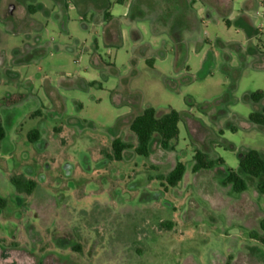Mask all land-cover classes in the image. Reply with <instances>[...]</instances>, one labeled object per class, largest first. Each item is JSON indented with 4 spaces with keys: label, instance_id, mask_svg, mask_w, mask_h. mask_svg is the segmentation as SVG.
<instances>
[{
    "label": "rangeland",
    "instance_id": "rangeland-1",
    "mask_svg": "<svg viewBox=\"0 0 264 264\" xmlns=\"http://www.w3.org/2000/svg\"><path fill=\"white\" fill-rule=\"evenodd\" d=\"M204 11L202 0H0V264H264L251 238L264 236L263 178L242 174L240 193L222 183L264 150L248 119L264 106V34L252 52L221 46L245 33L213 30ZM148 107L178 112L172 149L154 135L147 157H106L115 138L136 145L129 125ZM197 151L222 164L193 173ZM177 162L183 178L168 187L160 177ZM11 175L34 191L17 193Z\"/></svg>",
    "mask_w": 264,
    "mask_h": 264
},
{
    "label": "trees",
    "instance_id": "trees-1",
    "mask_svg": "<svg viewBox=\"0 0 264 264\" xmlns=\"http://www.w3.org/2000/svg\"><path fill=\"white\" fill-rule=\"evenodd\" d=\"M263 97V92L257 90L250 95L252 102H258ZM23 99L22 94H14L6 100L7 105L15 104ZM250 122L256 125H264V106L260 112H253L248 115ZM179 114L175 110H170L168 113L162 116H156V110L153 107L145 108L139 115L133 118L129 125L130 131L133 133L136 139V145H132L123 142L120 138H115L111 142V153L106 154L109 159L120 161L122 154L125 150L133 149L134 152L143 157L149 155L148 145L154 135L159 137V146L162 150L172 149L171 143L177 141L179 135ZM39 136L38 131L30 133L29 139L34 141ZM5 133L2 127L0 118V142L4 139ZM193 166L191 168L193 173H197L202 170H210L215 165L222 164L220 159L216 161L209 160L205 154L197 151L193 156ZM239 172L228 171L227 175L223 179V185H230L235 193H240L246 190V182L242 177L246 175L251 178H264V160L261 158L258 151L252 149L242 154L238 162ZM185 172V167L181 162H177L174 168L166 175L161 176L160 179L166 183L168 187H175L181 182ZM9 182L19 194L30 195L36 184L33 180L25 178L23 175H11ZM257 190L264 195V179H262L258 185ZM6 200L0 198V208H4ZM169 226V225H168ZM264 229V221L261 224ZM257 242L264 245V236L257 237L252 236ZM78 246L72 247V251L79 253ZM230 257H228V261ZM227 262L226 264H228Z\"/></svg>",
    "mask_w": 264,
    "mask_h": 264
},
{
    "label": "crops",
    "instance_id": "crops-1",
    "mask_svg": "<svg viewBox=\"0 0 264 264\" xmlns=\"http://www.w3.org/2000/svg\"><path fill=\"white\" fill-rule=\"evenodd\" d=\"M118 1L123 2L124 0H117V2ZM202 1L205 9L206 22L211 25L213 30L229 34L230 29L234 28L237 36L241 32L245 33V39L240 40L241 42H238L235 38L223 40L219 37H215L216 42L221 44V46L234 45L241 51H243L242 47L244 46V51L247 53L252 52L253 48L255 49L260 44V35L264 34V0H241L240 2H235V0ZM110 6L111 3L107 1V3L102 4L101 9L102 17H105L108 21L107 25L110 23L114 24V26L111 25L108 30L107 44L116 43L115 41L117 40L115 37L119 35V26L116 25L115 27V18L111 13L104 11L106 7L110 8ZM185 11H187L186 4ZM189 14H191V12H189ZM124 21L126 24L131 23V21L127 19H124ZM206 37L207 40H209L207 33ZM258 127H261V133L264 134V125L254 124L253 129L257 131ZM259 154L264 160V150L263 153L259 152Z\"/></svg>",
    "mask_w": 264,
    "mask_h": 264
}]
</instances>
